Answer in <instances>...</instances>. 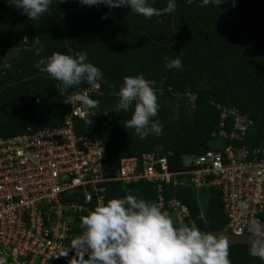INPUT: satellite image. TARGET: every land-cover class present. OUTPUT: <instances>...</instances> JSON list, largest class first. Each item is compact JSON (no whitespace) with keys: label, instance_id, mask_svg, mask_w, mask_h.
Segmentation results:
<instances>
[{"label":"trees","instance_id":"1","mask_svg":"<svg viewBox=\"0 0 264 264\" xmlns=\"http://www.w3.org/2000/svg\"><path fill=\"white\" fill-rule=\"evenodd\" d=\"M79 0H52L49 12L37 20L6 0H0V88L34 74H44L37 62L60 52L70 55L60 30L61 13ZM163 8L167 0H149ZM175 12L146 18L127 6L83 5L66 14L67 42L76 52L87 54V62L103 73L98 80L101 94L92 99L95 125L106 149L104 175L112 178L123 157H139L157 150L166 156L171 171L183 169L182 158L208 149L233 144L248 149H264V0H223L218 6H201V0H175ZM107 14V18L102 16ZM174 17V19H173ZM173 25L175 30L171 26ZM180 58L181 69L165 67L166 59ZM143 75L158 97V115L153 121L162 125V134L141 139L134 129L123 125L131 111L111 112L118 99L114 95L125 76ZM58 81L37 75L0 91V138L62 126L69 108L64 99L71 92L86 89L87 82L61 95ZM219 106L220 108H217ZM223 109H235L252 121L242 137L222 138L211 147L220 133L229 134L233 116L220 127ZM108 112L104 114V112ZM83 131H86L82 127ZM105 201L131 193L152 202L153 186L142 180L106 184ZM169 196L185 203L193 223L204 232L222 230L226 217L220 192L201 190L196 199L193 189L179 187ZM202 212V217L200 213ZM264 222V213L261 216ZM78 229H76V232ZM249 244H230L231 264H264L248 252ZM68 256L55 264H64Z\"/></svg>","mask_w":264,"mask_h":264},{"label":"built area","instance_id":"2","mask_svg":"<svg viewBox=\"0 0 264 264\" xmlns=\"http://www.w3.org/2000/svg\"><path fill=\"white\" fill-rule=\"evenodd\" d=\"M99 89L96 82L68 94L62 126L0 138V256L8 264H55L63 256L69 258L64 264H76L71 240L81 232V217L104 203L110 181L151 184L156 191L152 203L188 224H193L188 206L169 196L167 188L174 193L190 187L196 199L201 190L214 188L220 192L226 232L239 236L264 230V149L218 146L184 156L179 171H171L166 156L155 150L121 158L114 177H106V149L98 133L88 129L95 125L94 109L69 102L72 94L92 98L101 94ZM228 115L233 129L218 137L244 136L252 121L235 109H223L220 127Z\"/></svg>","mask_w":264,"mask_h":264},{"label":"clouds","instance_id":"3","mask_svg":"<svg viewBox=\"0 0 264 264\" xmlns=\"http://www.w3.org/2000/svg\"><path fill=\"white\" fill-rule=\"evenodd\" d=\"M37 20L49 12L52 0H6ZM64 0H56V3ZM193 0H187L191 4ZM223 0H201V6L210 3L218 7ZM87 6L106 5L109 8L127 6L132 12L146 18L172 14L175 0H167L163 8L153 7L149 0H80ZM235 4V0H232ZM102 18L106 19L107 14ZM36 67L58 81L56 88L65 95L70 88L87 82L95 84L103 73L87 62V54L76 52L70 56L54 52L41 58ZM165 67L181 69L180 58L166 59ZM114 95L118 97L111 112H129L124 122L126 129H134L141 139L162 134V125L152 118L158 115V97L149 80L143 75L125 76ZM70 103H79L88 109L99 105L86 93L72 94ZM108 112H104L107 114ZM81 232L70 243L76 253V264H231L230 241L222 234L201 231L194 223L174 221L152 202L131 194L114 197L89 210L81 217ZM249 255L264 261V230L255 229L249 237ZM63 253L62 255L66 254ZM0 264H8L0 256Z\"/></svg>","mask_w":264,"mask_h":264},{"label":"water","instance_id":"4","mask_svg":"<svg viewBox=\"0 0 264 264\" xmlns=\"http://www.w3.org/2000/svg\"><path fill=\"white\" fill-rule=\"evenodd\" d=\"M82 6H83V4H81L80 0H79V3L76 6L65 8L62 11V13H61L60 30H61V33H62V36H63V40H64V43H65V46L68 49V51L70 52V56L74 55V51L69 46V44L67 42V34H66V31H65L66 14L68 12H70V11H74V10L80 9ZM173 15H174V13H173ZM173 19H174V17H173ZM173 19H172V22H171V26L175 30V32H177V30L174 28V25H173ZM37 75H42V76H46V77L51 78L49 75L34 74L32 76H27V77H24V78H22L20 80H17V81H14V82H11V83H7L6 85H4L3 87L0 88V91H2L5 87H7L9 85L17 84L19 82L25 81V80H27V79H29L31 77H35ZM210 232L213 233V234H217L218 233V234L224 235L230 241V244H249L248 243L249 237H250L249 234H242V235L237 236V235H233V234H230V233L226 232L224 229H222V230H214V231H210Z\"/></svg>","mask_w":264,"mask_h":264},{"label":"rangeland","instance_id":"5","mask_svg":"<svg viewBox=\"0 0 264 264\" xmlns=\"http://www.w3.org/2000/svg\"><path fill=\"white\" fill-rule=\"evenodd\" d=\"M91 85H96V83L95 84H91ZM216 139L217 140L215 142H213V144L211 145V147H215V145L217 146V145H219L221 143V140H222L221 137H217Z\"/></svg>","mask_w":264,"mask_h":264}]
</instances>
